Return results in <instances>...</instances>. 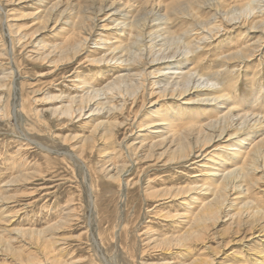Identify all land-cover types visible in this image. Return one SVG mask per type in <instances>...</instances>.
Listing matches in <instances>:
<instances>
[{
	"label": "rangeland",
	"instance_id": "1",
	"mask_svg": "<svg viewBox=\"0 0 264 264\" xmlns=\"http://www.w3.org/2000/svg\"><path fill=\"white\" fill-rule=\"evenodd\" d=\"M0 1L3 7L0 8V48L4 49L5 52V55L0 54V76L3 71L7 72L11 67L15 75L13 79L6 81L5 86L0 88L2 100L0 102V232H2L0 234V264H57L52 260L49 262L46 259V253L44 254L45 251L42 249L50 243L49 236L51 235H55L62 244H59L60 246L56 244L61 248V251L47 245L49 251L55 252V254L54 252L51 253L52 256L62 253L64 260L62 258L61 261L63 264H70L71 261L75 262L73 264H177L178 261L189 263L199 254L211 256V264H226L224 263L226 261H236L240 255H244L246 260L248 258V264H254L255 260L249 259V254L257 258H260V255L253 253V249L257 248L264 254V220H261V224H257L252 231L247 224L241 226L245 231L239 229L236 223H232L231 214L233 212L230 209L236 208L234 205L230 206V209L227 208L229 212L226 207L223 208L218 219L209 221L203 235L192 236L189 241L185 242L175 239L183 226L177 213L180 214L185 211L187 205L195 208L198 202L196 200L206 196L198 191L187 189L188 185H194L195 182L202 183L205 180L204 171L206 169L201 166L203 162L198 161L202 158L194 157L184 161L169 160V150L166 152L168 146L151 145V141L155 140L152 137V129L148 130L150 133L145 136L147 139L144 143L145 146L137 150L136 158L131 154L132 149H129L130 146L134 148L133 145H139L140 135L145 133L139 125L148 120L152 109H164L165 113H169V116L171 115L170 117L175 122L177 121L176 123L180 127L189 124L187 122L198 125L212 121V119L215 120L220 115L218 110L212 107L204 109L203 105L200 104L183 105L178 103L179 101L176 99L161 97L158 91L143 97L142 91H137L135 87L130 86V89H122L121 93L118 90L113 91L115 95L113 103L116 104V108L118 106V109L112 108L107 103L97 104L101 100L98 98L104 97L100 96L90 101L96 104H87L89 101L83 103L88 105L83 111L84 115L79 116V113H75L73 117L69 116L64 113V108H60V106H64L68 101V93L71 96L81 93L80 89L75 87L74 76H79L84 82L98 86L106 84L108 80L114 77L117 65L112 62L107 63L104 60L95 61L93 60L95 54L90 52L97 47L94 42L101 31H104L102 34L107 32L111 34V29L103 30L102 25L107 21L102 18V14L98 16L87 47L78 52L72 59L62 58L57 53L44 59V55L38 54L42 52L43 46L51 47L55 43L62 42L67 35H70V30L61 21L50 22L44 26L30 12L32 13L56 0H44L40 3L33 0H13L14 3L13 1ZM107 1L110 3L114 0ZM115 1L117 2L116 5L123 2V0ZM175 1L136 0L131 5L135 6L134 9H136L148 7L149 4H155V6L158 4L170 5ZM239 1L246 2V0H224L226 5L240 4ZM84 2L89 3L90 0H63L62 4L68 3L71 9L69 11L70 17L77 19L80 15L76 11L77 6ZM71 7L76 8V10ZM258 11L259 9L255 11L256 18L260 19L264 12L262 14ZM206 12L208 13V11H203L205 14ZM12 13L15 18H13ZM168 20V26L172 30L180 32L181 29L183 30L190 24L189 21L192 19L186 18L182 14H174ZM87 23L91 24V21L87 20ZM62 26L64 27L62 28ZM26 29L29 33L25 32ZM104 29L106 28L104 27ZM23 32L27 37L21 36ZM114 36L113 34L109 35L111 40L115 38ZM259 36L262 37L259 31L251 32L239 27L222 30L215 36L211 35V38H208L202 45V49L191 55L193 61L191 66L194 69L197 68L196 71L200 72L199 75L203 73V77L211 78L210 80L225 86L223 89L231 96L230 100L239 111H245L249 114L257 113L264 119V44L260 50L254 51L247 59L228 60V63L222 59L223 54L236 51L245 44L254 42ZM33 38L34 42L32 41ZM262 38L264 40V36ZM51 57L52 60H49ZM126 91L129 93L131 91V94ZM133 92L135 93L134 96ZM250 101L253 104L246 106ZM78 102L80 101L76 102L77 105ZM58 106L61 112L54 109ZM100 107L101 109H99ZM3 108L4 110H2ZM90 108L95 109L92 111L93 113ZM112 119L117 124L118 122L123 123L117 125ZM111 122H114V126L116 125L115 131L112 127V136L108 134V131L106 133L109 125H112ZM94 126H97L98 129L93 130ZM103 127L105 128L102 129ZM90 133L96 137V140L88 139L84 143L89 144V146L82 145V136H89ZM263 134H258V138L264 136ZM78 143L79 145H77ZM227 143L225 140H215L211 143V147H207V151H218L219 147L223 148L222 146H226ZM153 146L155 149L152 148ZM116 151L118 152L116 153ZM150 151L153 155H149ZM220 158L227 167L236 163L231 161L228 153H224ZM196 160L197 162H195ZM221 160L219 159L218 162ZM115 163H118L117 165L126 164L127 172L124 178L136 184L127 186L126 181L120 183V180L116 179L118 177ZM260 163L259 169L252 174L253 184L250 183L252 188L243 200H252L264 205V162L261 161ZM166 186H168L167 189H165ZM177 188L183 189L176 191ZM174 194L175 196H173ZM179 194L182 196L179 197ZM67 211L70 212L69 215H67ZM55 224L56 228H51L54 230L48 229V226ZM6 229H10L9 232ZM28 229L42 230V233L37 232L30 235ZM209 229L214 233L216 231V234L209 232ZM11 230L12 232H10ZM20 232L21 234H19ZM242 236L245 238L241 241ZM156 237L159 239L167 237L168 240L163 241L164 243L161 240L152 242V239ZM43 239L45 242L40 241ZM220 239L223 242L225 240V244ZM11 242H13L11 245L14 249L10 245Z\"/></svg>",
	"mask_w": 264,
	"mask_h": 264
},
{
	"label": "bare ground",
	"instance_id": "2",
	"mask_svg": "<svg viewBox=\"0 0 264 264\" xmlns=\"http://www.w3.org/2000/svg\"><path fill=\"white\" fill-rule=\"evenodd\" d=\"M4 1L8 2V1H13V0H4ZM33 1L38 2V3L44 2V0H33ZM62 2H63V0H56L54 2H51L50 4L42 6V8L36 9V11H33L32 13L30 12V14H32V16L34 15L41 23L44 24V26L48 25V23H50V22H60L61 21V22H63V24H66L70 30L69 31L70 35L69 36L67 35L65 40H63L62 42H59V43H55L53 46L51 45V47L43 46L42 52L38 53V54L39 55L42 54V56L44 55L43 56L44 59L49 58L54 53L59 54L58 56H60L62 58L67 57V59H72L78 52H80L85 47H87L88 42H89L90 37H91L92 30L95 29L94 27L96 26V21L98 19V16L102 14V18H104V20L107 21L105 24L102 25L103 30H110L111 29L112 30L111 34L115 35L114 36L115 38H113L111 40L109 37V35H111L110 33L107 32L105 34L104 33L102 34V32H104V31L100 30L101 32H100L99 36L96 37L97 39L94 42L97 47L94 49L89 47L92 49L90 52H92L93 54L96 55V57H95V55L93 57V60H95V61L96 60H98V61L104 60V61H107V63L112 62V63H115V65H117L116 66L117 69H116V71H114L115 72L114 77L111 78L110 80H108L106 82V84H104V85L98 86V85L93 84V83H87V82H84L81 78H79V76H76V77L74 76L73 81L76 82V83H74L75 87L80 89L81 93L80 94L77 93V95L75 94L73 96H71L68 93V95H69L68 101H67L68 103L66 102L67 104L65 103L64 106H60V108L61 107L64 108V110L62 109L64 111V113H66L67 115L72 116V117L74 116L75 113H79L78 115L82 116V115H84L83 111L86 109V107H88V105H85L83 103L84 102L86 103L87 101H89V102H87V104L88 103L92 104L93 102L91 103L90 101H92V99L98 98L100 96H104V97L98 98L101 100H99L97 102V104H100V103L106 104L107 103L112 108H116V104L113 103V100L115 99V95L113 94V91L118 90L119 93H121L122 89L125 90V89L129 88L130 86L135 87L137 91L138 90L142 91L143 97H146V95H152L154 92L158 91L161 94V97H165V98L169 97L171 99H176L177 101H179L178 103H180V104H183V105L184 104H200V105H203L204 109L212 107V108H214L220 112V115L215 120L212 119V121H209V122H206L203 124H198V125L193 123V122L192 123L187 122L189 124H185V125L180 127V125H178V123H176L177 121L175 122V120L170 117L171 115L169 116V113H165L164 109H158V110L152 109L151 112L149 113L151 116L149 115L148 120L147 121L145 120L144 123L139 125V127L141 126V130L143 132H145V133H142V135H140L141 139H140L139 145L138 144H136V145L132 144L134 146V148L132 146H130V148L128 147L129 149H132L131 154H133L136 158L137 150L138 149L140 150L141 147L145 146L144 143L147 140L145 138V136H148V134L150 133V132H148V130L152 129V132H151L153 134L152 137L155 140L153 139L154 141H151V145L162 144L163 146L164 145L168 146L166 152L169 150V152H168L169 153V155H168L169 160H171V161H175V160L184 161V160L193 159L194 157L203 159V160L201 159L198 161L199 162L202 161L203 163H201V166L205 167V169H206V171H204V174H205L204 182H202V183L195 182L194 185H188L189 188L187 187V185H186V187L190 191L191 190L192 191H198L199 193H203L206 196H204L201 199L196 200L198 202H197L195 208H192L193 206H191V205H187V208L185 209V211H183L180 214L177 213L178 219H181L180 223L183 225L182 226L183 230L181 228L180 232L177 231L178 234H177V236H175V239H178L180 241L185 242L187 240L189 241L192 236L198 237V236L203 235L204 229L207 227V223L209 221H215L216 219H218L219 214L221 213L223 208L226 207V209H227L229 207V209H230V206H233V205L236 206V208L231 207L232 209H230L231 212H233L231 214V216H232L231 218H233L232 223H236V225L238 226L239 229H243V228H241V226L247 224L249 226V229L252 231L253 228H255L257 226V224H259V223L261 224V220H264V205L259 204L260 202L258 203V202H254L252 200L244 201L243 199L246 198V194H248L252 188L250 183L253 184V182H252L253 172L259 169L261 161L264 162V136H260V138H258V134L264 133V119H263V117L261 118L259 116V114H257V113H256L257 114L256 115L253 113H250V114L248 112L246 113L245 111L244 112L239 111L238 108H236L237 106L235 107L233 105L232 101L230 100L231 96H229L227 91L223 89V88H225V86L223 87L220 85L221 83L219 84L216 81L210 80L211 78L208 79V78L203 77L204 76L203 73L201 75H199L200 72L198 73V71H196L197 68L194 69V67L191 66V63H193V61L191 60L192 59L191 55L194 54L195 51L201 50L202 45H204V42L208 38H211V35L215 36V35L219 34L222 30H226L229 28L230 29H236L239 27V28L251 31V32L259 31V34H261V36L263 37L264 36V15L260 19H257L255 11H257V9H259V11L262 12V14H263V12H264V0H248V1L246 0V2H240L239 1L240 4H236V5H233V4L232 5H229V4L226 5L224 0H176L172 4L169 3L170 5L165 4L166 7H165V5L163 6V5L158 4L157 6H155V4L154 5L149 4L148 7L145 6L144 8H141L139 5H137V7H140V8H136V9H134L135 6L131 5V3H135L136 0H123V2L118 3L117 5L115 4V3H117L115 0L113 2L111 1L110 3L107 0H90L89 3L88 2H84L82 4L78 3L79 5L77 6V8H78L77 10H76V8H74V9L72 8L74 6L71 7L73 10H76L80 14L78 16L79 18H77V16H75L77 19H75L74 17H70L71 16V15H69L70 14L69 11L71 10L70 5L68 3L66 5H64V4H62ZM236 2H238V1H236ZM13 3H14V1H13ZM0 8H3L1 1H0ZM194 9H196V10H194ZM203 11H208V13L206 12V14H205V13H203ZM174 14L175 15L176 14H178V15L182 14V15L186 16V18L188 17L189 19L191 18L192 20L189 21L190 24H188V26H186L183 30L181 29L180 32H176V31L172 30L167 24L169 21L168 20L169 17L172 15L174 16ZM26 15H25V17H26ZM10 16H12V15H10ZM12 17H11V19L15 18V15L13 18ZM16 18H18V17H16ZM171 18H170V20H171ZM11 19H10V21H11ZM87 20H90L91 24L87 23ZM17 21H19V20L17 19ZM38 26H37V28H38ZM63 27L64 26H62V28ZM104 27L106 29H104ZM29 28H27V29H29ZM27 29L25 32H28ZM34 29L32 30V32L34 31ZM57 29H59V28H57ZM18 30H21V29H18ZM25 32H23V34H21V36L24 35ZM97 32H99V31H97ZM66 33H67V31H66ZM93 36H95V35H93ZM25 37H27V35ZM240 37H241V35H240ZM262 37L259 36L258 39L254 40V42L245 44L244 46H242L240 49H238L236 51H233V52L228 53V54H223L222 59L228 63V60H244V59L249 58L254 53V51L260 50V48L264 44V40ZM32 41L34 42V38ZM1 51H3V52H1ZM72 53H73V55H71ZM0 54L5 55L4 49L0 48ZM13 54H15V53L13 52ZM31 55H33V54H31ZM36 56H38V55H36ZM218 56H220V55H218ZM52 57L49 60H52ZM200 58H201V56H200ZM9 59H11V58H9ZM13 59H15V58H13ZM54 59H56V58H54ZM197 65H199V64H197ZM194 66H196V65H194ZM105 72H106V69H105ZM77 75H79V74H77ZM14 76L15 75H14V71H13L12 67L10 69H8L7 72L3 71L2 75L0 76V88L2 86H5L6 81L13 79ZM126 92H128V94H131V91H130V93H129V91H126ZM134 95H135V93L133 94V96ZM137 95H138V93H137ZM124 96H126V95H124ZM2 97H4V96H2ZM57 97H59V96H57ZM256 97H257V95H256ZM253 100H255V99H253ZM1 101L2 100L0 97V102ZM77 101H80L81 104H80V102H78L79 104L77 105L76 104ZM150 101H151L150 103H152V100H150ZM251 101L246 106H249V104L252 103ZM60 103H63V102H60ZM124 103H125V101H124ZM154 103H156V102H154ZM122 104H123V101H122ZM250 106H252V105H250ZM3 107H5V106H3ZM58 108H59V106L54 108V109H58ZM112 108L110 110H112ZM6 109H8V107H6ZM97 109H98V107H97ZM99 109H101V107ZM116 109H118V106ZM2 110H4V108ZM94 110L91 109V112ZM113 110H115V109H113ZM121 110H122V108H121ZM251 110H253V108H251ZM23 111H25V110H23ZM261 111H262V109H261ZM249 112H251V111H249ZM254 112H256V111H254ZM88 114H90V113H88ZM104 122H106V120H104ZM113 123H112V125H109L110 124L109 123L108 125L110 127L108 128V130H106V133L108 131V134H110L111 136L113 134L111 132L112 127L114 129V127L116 126V125L114 126ZM115 123L117 124V122H115ZM122 123L118 122V124H122ZM97 125H98V127H100L102 125V123L100 124V126H99V124H97ZM108 125H107V127H108ZM107 127H106V129H107ZM96 128H97V126L95 128H93V130ZM104 128L105 127H103L102 129H104ZM141 130H140V132H141ZM98 131H96V132H98ZM114 131H115V129H114ZM91 138L95 139L96 137H94V135L90 133L89 136L88 135H86L84 137L82 136L81 140L84 143L86 140L91 139ZM104 140H105V137H104ZM215 140H222V141L225 140L228 143L226 144V146H222L223 148L219 147L218 151H215V150L207 151V147H209L211 145V143ZM92 141H94V140H92ZM92 141H90V142H92ZM96 142L99 143L98 141H96ZM83 143H82V145H85V146L88 145L89 146V144H85V143L83 144ZM94 144H96V143H94ZM128 144H127V146H128ZM77 145H79V143ZM82 145L80 144V147H82ZM151 145H150V147H151ZM83 148H85V147H83ZM152 148L155 149L154 146ZM91 149H92V147H91ZM83 150H85V149H83ZM118 150H119V148H118ZM152 151L154 152L153 149H152ZM117 152L118 151H116V153ZM166 152H164V153H166ZM224 153H228V156L231 159V161L236 162L233 166L227 167V165L223 163V161L221 160L220 157H222L224 155ZM83 154H85V153L83 152ZM149 155H153V154H151V151H150ZM149 155H148V157H149ZM161 156H162V153H161ZM219 159L221 161L218 162ZM192 161H194V160H192ZM195 162H197V160ZM117 164L115 163V165H117ZM111 166H112V164H111ZM116 170H117L116 173H117V177H118L116 179L117 180L119 179L120 183H124L126 181L127 186H129L130 184H136V183H133V181H131V180H125L126 178H124V176L126 175V172H127V165L126 164L117 165ZM260 170H262V169H260ZM21 175H23V174H21ZM18 177H19V175H18ZM253 178H254V176H253ZM184 186H185V184H184ZM167 188H168V186H166L165 189H167ZM174 188H176V187L174 186ZM181 189H183V188H181ZM181 189L177 188L176 191H178V190L180 191ZM150 194H149V196H150ZM161 195H163V194L161 193ZM233 195H235V196L233 197ZM173 196H175V194ZM181 196L179 194V197H181ZM228 212H229V210H228ZM69 213L70 212L67 211V215H69ZM0 219H1V217H0ZM58 222L60 223L61 221H58ZM56 224L48 226L49 227L48 229L50 230L51 228H56ZM45 228H47V227H45ZM263 228H264V226H263ZM8 230H10V229H8ZM12 230L10 232H12ZM51 230H54V229H51ZM27 231L30 232V235H31V233H37V232L40 233L42 230L36 231L35 229H28ZM23 232H24V230H23ZM206 232H208V231H206ZM209 232H212V231L210 230ZM225 232H226V230H225ZM212 233H214V232H212ZM0 234H2V232H0ZM19 234H21V232ZM214 234H216V231ZM257 234H259V233H257ZM42 235H44V234H42ZM234 235H237V234H234ZM224 236H226V235H224ZM227 236L229 237V234ZM245 236H246V234H245ZM245 236H242V238H240V240L242 241L245 238ZM248 236H250V235H248ZM167 237H163L161 239L156 237V238L152 239V242H155V241L157 242V240H161V242L164 243L166 240H168L169 237L168 238ZM216 237H218V236H216ZM49 238L51 241H49ZM49 238H48V241L50 243L48 242L49 244H47V245H50L51 248H53V247L56 248L57 251L58 250L61 251V248H59V246H60L59 244H62V242H59V240L55 237V235L54 236L51 235V236H49ZM171 238H172V236H171ZM11 239H13V238L11 237ZM44 240L45 239L40 240V241H44ZM206 240H207V238H206ZM31 241H32V239H31ZM224 242H225V240H224ZM217 243H219V242H217ZM6 244H7V242H6ZM11 244H13V242H11L10 245ZM34 244H35V242H34ZM56 244L59 246H57ZM10 245H8V246H10ZM47 245H45L42 248L43 251H45L44 254L46 253V256H47L46 259L48 261L52 260V261L56 262L57 264H63L61 261L63 258L62 257L63 254L59 253L57 256H52L51 253L54 251H52V250L49 251V246H47ZM188 245L190 247V244H188ZM210 245H212V244H210ZM228 245H229V242H228ZM11 247H12V245H11ZM189 247H187V248H189ZM208 248H209V246H208ZM210 248H212V247L210 246ZM10 249L11 248H9V250ZM62 249H64V248H62ZM4 250H6V249H4ZM10 252H11V250H10ZM13 252L15 253L14 250H13ZM205 252H206V250H205ZM238 252H240V251H238ZM247 252H249V251H247ZM254 252H255V254H259L260 258H257L256 256L252 257L253 255L249 254V259L253 258L255 260L254 264H264V254L262 252H260V250H257V248L253 249V253ZM41 253H42V251H41ZM54 254H55V252H54ZM213 254H216V253H213ZM17 255H19V254H17ZM234 255L236 256L237 254H234ZM232 258H233V256H232ZM44 259H45V256H44ZM63 260H64V258H63ZM247 260H248V258H247ZM247 260H246V258H244V255H240V257L237 258L236 261H226L224 263H226V264H248ZM66 261H64V262H66ZM211 262H212L211 256H204V254L202 256V254H199L198 256H195L189 263H185L184 261H178L177 264H211ZM71 263L73 264L75 262L71 261ZM162 264H165V263H162Z\"/></svg>",
	"mask_w": 264,
	"mask_h": 264
}]
</instances>
